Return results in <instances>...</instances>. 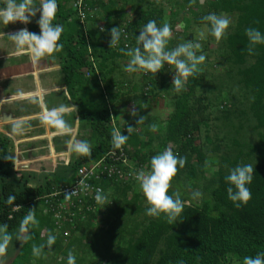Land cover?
Returning a JSON list of instances; mask_svg holds the SVG:
<instances>
[{
	"label": "trees",
	"instance_id": "obj_1",
	"mask_svg": "<svg viewBox=\"0 0 264 264\" xmlns=\"http://www.w3.org/2000/svg\"><path fill=\"white\" fill-rule=\"evenodd\" d=\"M116 1L86 0V5L90 9L99 8L100 14L91 19V28L84 32L68 7L69 0H57L53 24H63L59 41L63 47L56 53L61 61L60 69L68 94L78 105V116L96 138L91 154H77V159L65 169L67 175L74 176L80 167L114 149L113 129L108 127L110 114L99 93V85L103 83L108 91L107 87L113 85L114 73L118 72V61L129 58L122 46L118 52L109 47L108 31L122 26L125 19V7L119 8ZM126 1L135 4L140 13L136 21L122 23L126 24L122 27L129 36V48L136 47L135 36L149 20H156L159 26L166 23L163 15L171 18L168 24L172 34L183 36L185 41L195 39V30L205 27L201 17L209 13L226 15L235 21L219 41L206 30L207 37L213 40L210 41L214 46L211 53L215 55L206 65L211 71L206 92L212 96L211 100L195 95L205 79L204 71L197 68L177 90L172 85L175 72L171 73L173 66L170 65H165L157 74L149 72L150 77L143 87L152 88L150 93L132 97L123 88L124 93L112 96V99L124 97L126 105L135 104L137 112L133 119L136 122L140 117L147 120L141 110L157 97L153 92L155 86L166 96L171 113L160 129L154 131V124L146 122L145 129L131 133L122 147L131 149L133 160L147 170L151 158L166 148L186 158L183 168L177 166V173L170 182L172 188H169V194L176 193L173 188L177 186L182 192L181 223L169 224L163 215H146L149 205L141 188L128 183L110 190L109 203L98 211V218L94 215L77 218L54 232L55 226L42 215L37 200L41 187L29 186L31 180L25 175L15 178L12 159H4L9 156L6 141L0 139V223L7 224L13 234L9 248L18 251L10 264H67L70 250L76 255V264H243L244 257L264 252V44L252 47L245 36V29L249 27L264 33V0H204L203 3L164 0L171 6L166 11L160 7L161 0ZM97 22L103 23L105 31L96 30ZM31 32H36L35 28ZM171 44L170 39L168 46ZM85 69L89 79L83 77ZM168 78H171L170 85L165 87L164 79ZM132 90L137 94L136 88ZM97 93L101 102L98 105L93 103ZM215 106L219 107L224 126L230 132L221 138L206 135L203 144L198 145L201 128L209 131L207 112ZM231 117L236 124L230 122ZM121 132L127 135L126 127ZM241 163H252L255 176L249 186L252 198L247 204L236 207L228 199L224 177ZM182 181L191 191L190 196L183 193ZM201 181L203 187L199 184ZM90 186L103 191L109 187L104 181L91 182ZM197 190L202 191V195L194 199L192 193ZM9 194L16 196L13 205L4 202ZM17 206L20 208H15ZM32 209H35L36 222L30 223L28 231L22 234L28 239L17 240L20 222ZM93 223L98 226L96 230L91 229ZM49 233L56 236L50 249L46 246ZM42 244L45 248L40 255H34L33 245ZM0 263L4 264V256Z\"/></svg>",
	"mask_w": 264,
	"mask_h": 264
},
{
	"label": "clouds",
	"instance_id": "obj_2",
	"mask_svg": "<svg viewBox=\"0 0 264 264\" xmlns=\"http://www.w3.org/2000/svg\"><path fill=\"white\" fill-rule=\"evenodd\" d=\"M83 1L85 4L87 3L86 0ZM2 3L4 5L1 7ZM71 6L72 0H69L68 7L73 13L74 19L76 18V20H78V24L84 32L88 31L91 28V19L98 17L97 15L100 14L99 8L90 9L86 5L90 12L88 11L85 24L82 25L79 22L76 11H74ZM57 10V0H0V24L9 25L17 22L24 25L29 24L26 28H21L18 32L10 36V38L15 41L17 55L28 54L35 64L41 58L61 51L63 45L59 43V41L63 32V24H53ZM37 13H39L37 21L38 26H34L30 23ZM201 20L207 28L208 34L217 41L225 37L226 30L232 23L231 19L226 15H217L215 13H209L201 17ZM102 24L101 22L96 23L95 27L98 32L105 31V29H102ZM125 25L126 24H124V26ZM33 28H35L37 33L31 32ZM121 31H125L123 27L121 29V26L112 27L108 31L110 36L109 47L110 49L113 48L114 52H118L121 46L124 48ZM171 35L172 29L168 23L159 26L156 20H149L139 31V35L135 36L136 47L129 48L128 43V47L124 48L127 50L125 55L130 57L124 71L127 73L143 71V73H141V78L147 80L150 77L149 72L157 74L161 72L165 65L174 66L176 71L173 76L172 85H174L177 90L181 89L185 81L196 72L198 66L205 62L206 56L202 52L197 54L198 50L201 49V44L197 39L186 40L176 47L169 49L167 46ZM199 35L201 39L204 38V32H200ZM245 36L249 45L252 47L264 44V33L258 28L249 27L245 29ZM124 49H121V51H124ZM251 50L252 48L249 49V51ZM83 77L85 79L90 78L88 70H84ZM62 79L64 81V76ZM110 85L107 87V91L104 84L100 83L99 93L103 96V103L106 105L110 114L108 127L113 129L111 144L114 149L108 151L99 160L89 162L87 165L80 168L88 167L91 164L106 159L108 155L118 153L119 150H122L128 161H130V165L129 168H120L123 171H131L130 167H132L136 173L137 180L122 182L115 179H102L101 181H104L109 187L104 191L101 188L96 189L94 197L96 204L92 207L84 208V206H81V197L73 194L78 180L77 173L80 168L74 176L67 175L65 172L69 164L77 159V154L90 155L91 147L94 146L96 141L95 135L88 125H86L87 123L78 116V105L76 102L72 101V98L69 96L66 84V97L68 99L66 104L59 103L54 105L56 107L49 109V107L43 104L41 99V119H33L27 124L28 127L25 129L22 121H12V132L17 134L23 133L22 137L26 139L25 141H14L9 134L0 131V139L6 141V151L9 155L4 157V159H12V171L14 176H17L16 178L23 175L27 177L33 175V178H35V176L38 177L37 181L34 182L36 185L29 184V186L33 188L38 186L41 187V193L37 196V200L40 203L42 215L49 219L55 226L54 232L58 231L63 224L69 225L77 218L86 219L90 215H94L98 218V211H102V209L105 208L102 206L109 203L110 190H113L115 187H122L128 183L134 184L135 187L140 185L146 202L149 205L145 211L146 215L151 217L163 215L169 224L176 225L181 223L179 222V218L184 210V202L178 193L169 194V188L172 178L177 173V166L183 168L186 163V158L174 153L170 148H166L151 158L149 170H147L146 166L139 165L135 162L131 157L133 151L131 149L125 150L122 147L128 141L130 134L133 132L141 133L143 129H145L146 122L152 125L154 124V131L160 129L161 124H159L160 121L150 119L146 116L145 113H143L144 109L141 110V113L143 116H146L147 120H145L144 117H140L138 122H136L135 119H133V115H136L137 112L135 104H127L131 105L132 109L128 111V114L125 111L126 115L120 118L117 112L116 114L114 113V107L118 103L120 96L118 99H112V96L116 95V93L110 94V91L113 92ZM132 87L136 88V91L139 89H137V85L131 86L130 90L132 93L131 91L129 93L130 96L133 97L138 94L132 90ZM123 88H127V85H123ZM99 93L93 97L94 104L96 100H99ZM147 93H149V87H142L141 94L146 95ZM33 98L34 97L30 93L25 94V96L23 95L21 100L29 101ZM153 100L154 98L151 102L149 100L150 103L147 102L146 104L150 105L153 103ZM123 105L124 104H122V106ZM68 107H70V109ZM29 111L31 113L33 112L31 110ZM71 113L77 118L72 119V121H78L80 124L75 132L73 129L75 127L71 121L69 119H64V115L69 116ZM84 126L86 129H83ZM47 127L49 131L48 134L59 137V140L56 139L57 142L62 141L61 148L56 149L54 152L51 151L52 153L40 150L42 147H47L46 140L43 143L38 141V137L44 135V131ZM125 127L127 135L121 132ZM86 133L87 135L85 136ZM83 134L85 137H83ZM33 138H35V140H33ZM51 138L52 140L54 139L53 136ZM57 142H53V144H57ZM16 152L20 155L18 167H16L14 163ZM36 152H40V155H34ZM31 157L37 158V161H33V159H30ZM40 166H42V168H40ZM254 176L255 167L253 164L241 163L231 168L224 177V181L227 185L226 191L228 199L232 201L236 207L247 204L252 198L249 186L252 184ZM80 184L85 188L89 187L84 184L83 180L80 181ZM201 195L202 193L199 191H194L192 193L194 199ZM15 200L16 196L14 194H9L4 202L7 205H13ZM15 208L20 207L17 206ZM13 211H16V209H13ZM93 219L95 220V218ZM35 222V209L28 210L27 214L20 222L16 239H28L27 236H22V234L28 231L30 223ZM97 228L98 226H95L93 223L91 229L96 230ZM12 240L13 234L9 231L8 225L0 223V255L7 251ZM55 241L56 236L49 233L46 246L50 249ZM44 248V244L39 246L33 245V254L39 256ZM67 264H76V255L71 250L67 255ZM243 264H264V252H258L255 256L244 257Z\"/></svg>",
	"mask_w": 264,
	"mask_h": 264
},
{
	"label": "crops",
	"instance_id": "obj_3",
	"mask_svg": "<svg viewBox=\"0 0 264 264\" xmlns=\"http://www.w3.org/2000/svg\"><path fill=\"white\" fill-rule=\"evenodd\" d=\"M38 18L39 13L32 18L30 24L38 26ZM28 25L18 22L9 25L0 24V124H4V127L8 128L5 133L9 134L14 141H25L26 139L22 137L23 133L12 132L13 120L22 121L23 127L26 128L33 119H41V99L49 109L56 107L54 105L59 103L66 104L68 100L65 81L62 79L63 76L60 71L61 61L56 54L45 56L35 64L28 54H16V44L10 36ZM30 93L34 97L33 99L21 100L23 95ZM68 108L70 109V107ZM64 119L71 121L75 127L74 132L78 129L80 124L78 121H72V119H77L73 113L69 116L64 115ZM83 129L86 127L84 126ZM48 132L47 127L44 135L38 137V141L43 143L46 140L47 147H42L40 150L52 153L51 151L54 152L61 148L62 141L57 142L56 139L59 140L60 138L48 134ZM51 135L54 137L53 140ZM83 137H85L84 134ZM53 142H57V144H53Z\"/></svg>",
	"mask_w": 264,
	"mask_h": 264
},
{
	"label": "rangeland",
	"instance_id": "obj_4",
	"mask_svg": "<svg viewBox=\"0 0 264 264\" xmlns=\"http://www.w3.org/2000/svg\"><path fill=\"white\" fill-rule=\"evenodd\" d=\"M203 1L204 0H199L200 3H203ZM116 2H118L119 8L125 7V13H124L125 19L123 22L132 23L138 19V17L140 16V13L138 10L139 8H137V6L135 4L130 3L126 0H117ZM160 7L163 9V11H166V10H169V7H171V6H169V4L166 3L164 0H161ZM98 13H99V11H98ZM163 19H165L164 21H166V23H169L171 20V18L169 19V16H166V15H163ZM230 19H231L232 23L235 22L233 20L234 18H230ZM122 23H121V25L123 26L124 24H122ZM60 25H62V24H60ZM122 26H121V29H122ZM179 27H182V26L180 25ZM179 30H180V28H179ZM206 30L207 29L205 27L203 29L200 28L199 30H195L196 35L193 36L201 44V49L199 50L198 54H200L202 52L206 56L205 62L198 66V70L204 71L206 73L205 79L203 80L202 84L199 85V87L197 88L195 95H196V97H200L203 99L206 98L207 100H211L212 96H210L209 94L206 93L207 89H208L207 83L209 81V74H211V71L209 68L207 69L206 65L212 62L215 55L211 53V50L214 49V46H213V42H210V41H213V40H210L207 37ZM200 32H204L205 37L203 39L200 38V35H199ZM170 39L173 42V44H171L170 46H167L169 49L174 48L178 44L185 42L183 36L178 35V34H176V35L172 34ZM129 59H130V57L126 60L118 61V66H117L118 72L116 71V73H114V75L112 77L114 82H113V85H110V87L113 91V92L110 91L111 95L113 93H116V95L124 93L122 89H123V85H125V84L127 85L126 91H128V93L131 91L130 90L131 86L137 85L138 86L137 89H139L140 91L137 90L136 92L139 95L141 94V86L143 87V85L146 83L145 79L141 78V73H143V71H138L135 73L125 72L124 68L127 66ZM172 71H174V72L176 71L174 66L172 67V70H171V73H174ZM170 79L171 78L164 79L165 87H168L170 85ZM155 87H156V89L155 90L153 89V92H155L158 95H157V97L154 98L153 103H151L150 105L145 104L143 106V109H144L143 113H145V115L148 116L150 119H156L157 121H160L159 124L162 125L166 116L171 112V109H170V107H167L168 104L166 102V99H167L166 96L162 95L159 92V90H160L159 86H155ZM151 89L152 88L149 87V93L151 92L150 91ZM204 90H205V92H204ZM148 97H150V96H148ZM124 101H125L124 97L118 99V103L114 107V113L116 114V112H117L118 116L120 118H123L126 115V113L128 114V111H130V109H132L131 105H126ZM95 104L98 105V104H101V102L99 100H96ZM122 104H124V105L122 106ZM129 104H132V103H129ZM218 110H220V109H219V107H216V106L209 108V110L207 112L208 118H209L208 119L209 120V123H208L209 131L205 132L206 130L203 127L201 128L200 136L198 138V140H199L198 145L203 144V140L206 137V135H208L210 138H213L215 136L221 138L222 136H225V134L227 132H230V129L224 126V123L222 121V118H221ZM125 111H126V113H125ZM230 122L232 124H236L234 117H231ZM7 129L8 128L4 127V124L2 126L0 124V131L1 132L5 133V131ZM73 129L75 130V128H73ZM26 132H28V131H26ZM86 135H87V133L85 134V136ZM224 151L225 150L223 149V152ZM34 155H40V152H36V153H34ZM30 159H33V161H35V162L37 161V158H34V157H31ZM19 160H20V155H19V153L16 152L15 158H14V163H15L16 167H18V165H19ZM40 168H42V166H40ZM16 177L17 176H15V178ZM28 178H30V180H31L30 185H36L34 182L37 181V179H38L37 176H35V178H33V175H29ZM181 183L184 185V188L182 189L183 193H185L186 196H190L191 191L188 189V187L184 184L183 181ZM199 184L201 187H203L204 183L201 181V182H199ZM177 185L178 184H176V186ZM137 187H140V185H137ZM170 188H172V184H170ZM173 189H174L173 191L176 190L175 192L178 193L179 195L182 194V192L179 190V186H177ZM138 190H140V189H138ZM111 192L112 191H110L109 193L111 194ZM199 192L202 193V191H200V190H199ZM6 252H7L6 255H4V254L0 255V260H1V257L4 256V264H10L12 262V260L15 258V256L17 255L18 251L14 250V249L11 250L8 247ZM0 264H3V263H0Z\"/></svg>",
	"mask_w": 264,
	"mask_h": 264
},
{
	"label": "built area",
	"instance_id": "obj_5",
	"mask_svg": "<svg viewBox=\"0 0 264 264\" xmlns=\"http://www.w3.org/2000/svg\"><path fill=\"white\" fill-rule=\"evenodd\" d=\"M72 9L76 11L80 24L84 25L89 11L88 7L83 0H72ZM90 12V11H89ZM123 38L124 48L128 47V35L125 31H121ZM130 161H128L126 155L122 150L118 153H112L97 163L91 164L88 167H83L78 170L77 183L75 185L73 194L81 197V206L87 207L86 204H96L94 199L96 194V186H90L91 182H99L102 179H115L122 182L135 181L136 173L131 168V171H123L121 168H129ZM121 167V168H120ZM84 181V184L89 187L85 188L80 184V181Z\"/></svg>",
	"mask_w": 264,
	"mask_h": 264
}]
</instances>
